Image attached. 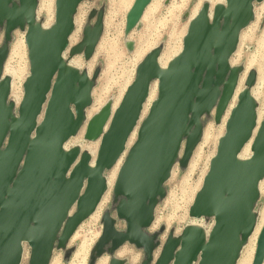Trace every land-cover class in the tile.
Instances as JSON below:
<instances>
[{
  "label": "water",
  "instance_id": "1",
  "mask_svg": "<svg viewBox=\"0 0 264 264\" xmlns=\"http://www.w3.org/2000/svg\"><path fill=\"white\" fill-rule=\"evenodd\" d=\"M83 1L56 0L55 24L42 30L36 25L38 0H0V28L6 40L0 48V264H21L24 244L30 248L29 264H49L55 249L67 248L74 232L100 203L106 191L104 174L124 152L154 80L159 81L158 98L114 186L116 218L126 229L118 232L117 219L115 222L105 213L91 264L105 252L113 257L126 244L144 252L141 264H236L255 224L253 211L264 178V120L252 156L239 159L256 127L255 103L247 91L230 114L225 135L190 209L191 218L214 217L208 240L203 230L187 228L179 240L169 236L154 261L159 243L156 235L146 231L152 226L159 201L166 196L172 169L177 163L187 167L200 143L203 118L215 108V122L220 124L242 73V68L230 67V60L240 33L253 20L255 3L264 0H226V6L214 8L211 19L208 5H204L189 26L181 54L165 70L158 64L159 49L151 51L138 66L134 82L112 117V106L107 104L87 126L86 141L95 142L102 136L94 167L88 154L64 150V144L82 127L96 78V74L91 79L86 72L68 68L63 57ZM151 1H135L127 16V33ZM26 27L30 77L15 112L8 103L10 81L3 78V69L12 33L26 31ZM102 32L103 15L99 13L96 22L84 29L83 42L71 51L69 59L83 52L85 60H90ZM255 81L256 73L251 71L247 87ZM13 113L18 114L17 119ZM263 259L264 228L253 264H262ZM110 264L124 263L111 258Z\"/></svg>",
  "mask_w": 264,
  "mask_h": 264
},
{
  "label": "rangeland",
  "instance_id": "2",
  "mask_svg": "<svg viewBox=\"0 0 264 264\" xmlns=\"http://www.w3.org/2000/svg\"><path fill=\"white\" fill-rule=\"evenodd\" d=\"M43 1L40 0L39 5ZM50 1L53 2L51 11L38 14V20L45 27L54 22L55 0ZM133 3L134 0H84L75 14L76 29L72 34L71 45L80 41L83 36L81 32L88 25H93L96 22L99 13L103 15V32L93 57L88 61L83 56L74 57L80 60L81 72L89 74L91 79L96 74L92 102L87 109V112H93L92 115L107 104L111 106L115 104L124 88L133 81L138 64L151 50L159 49L162 55L173 56L180 47L182 48V38L186 33L188 22L194 12L205 4V0H153L142 24L127 33L126 15L130 10H128L129 6L132 7ZM93 14L94 16H92ZM24 33L25 31L21 29L12 33L3 69L5 73L8 71L18 74L21 82L27 78L30 66ZM5 43V31L0 28V48ZM231 61L233 65L242 68L241 79L244 81L249 70L254 71L256 76L258 75L257 81L264 78V2L255 3L253 20L242 31L238 50L232 56ZM157 94L158 92L155 99ZM203 131L204 134L210 132L209 143L205 145L204 139H202L188 166L182 168L177 165L175 167L172 178L165 185L166 196L159 201L156 208L155 222L146 231L150 235H156V243H159L153 256L158 255L161 245L165 244L169 236L179 235L186 224L191 222L187 212L193 202L190 201L191 193L193 190L201 188L203 177L209 169L210 158L216 151L217 139L224 134V128L223 124L215 122V114H213L203 118ZM83 133L84 130L77 138L73 139L71 145L79 143L82 144V147L90 145L91 143L82 141ZM106 175L110 176L111 170L107 171ZM112 189L99 218L88 220L82 224L77 231L78 238L76 237L66 249H55L52 258L54 264H91L92 253L89 254V252L98 239L94 235L101 234L103 215L108 212L116 218ZM261 189L259 204L262 205V210L264 207V181ZM210 224L209 220L205 222L208 227ZM115 226L118 231L126 229L125 223L118 219ZM89 244L92 246L90 247ZM83 246H86V250L82 248ZM121 252L126 253L122 257L128 259L126 264H141L145 260L144 252L130 244L123 246L114 255L117 256ZM27 258L26 256L22 264H29L26 261ZM110 258V254L105 252L95 260L94 264H108Z\"/></svg>",
  "mask_w": 264,
  "mask_h": 264
},
{
  "label": "bare ground",
  "instance_id": "3",
  "mask_svg": "<svg viewBox=\"0 0 264 264\" xmlns=\"http://www.w3.org/2000/svg\"><path fill=\"white\" fill-rule=\"evenodd\" d=\"M39 1L38 0V5H37V9H36V25H40L42 30H47V29H50L54 24H55V13H54V22L48 26V27H45L44 24L40 23V21L38 20V14L39 13H42V12H47L49 13L51 11V7H52V4L53 2L50 1V0H44L42 4L39 5ZM136 0H134V3H135ZM153 1V0H152ZM152 1L150 2V4L146 7V9L144 10L143 12V15L142 17L140 18L139 22L137 23V25L134 27L133 30H135L136 28H138L142 22L144 21L145 17H146V14L148 13V10L150 8V5L152 3ZM215 1V3L213 4V2ZM224 1V2H223ZM211 4H210V3ZM264 2V1H263ZM262 2V3H263ZM55 3H56V0H55ZM54 3V5H55ZM133 3V5H134ZM132 5V6H133ZM204 5H208L209 7V18L211 19L212 18V15H213V11H214V8L218 5L220 6H226V0H205V4ZM202 5L198 11L194 12L193 16L190 18L189 22H188V27H187V30H186V33L184 35V37L182 38V48L180 47V49L173 55V56H170V55H162V53L160 52V55L158 57V64L160 66V68L162 70H165L170 64L171 62L177 58L182 50H183V47H184V40H185V37L187 35V32H188V29H189V26L190 24L196 19V17L199 15V13L201 12L203 6ZM128 7V5H127ZM131 6H129L128 10ZM130 10L128 11V13L130 12ZM128 13L126 15V24H127V16H128ZM78 24V23H77ZM76 29V18L74 17V31ZM132 30V31H133ZM27 31H28V27H26V31H25V45H26V34H27ZM73 31V33H74ZM72 33V34H73ZM76 34V33H75ZM81 34L84 36V30L81 32ZM241 34L242 32L240 33V38H241ZM83 36L81 37L80 41L78 43H76L75 45H71L72 43V35L70 36L69 40H68V46H67V49L66 51L64 52V60L65 62L67 63L68 65V68L70 69H73V70H77V71H80L81 72V63H80V60L77 59V58H74V57H77V56H74L72 59H69L70 57V53L72 50H74L76 47L80 46L81 43L83 42ZM76 38V37H75ZM240 38H239V43H238V46H237V49L235 51V53L237 52L238 50V47H239V44H240ZM24 40V39H23ZM100 43V40L98 42V45ZM22 45V43H20ZM74 44V43H73ZM98 45L96 46V49L98 47ZM27 47V46H26ZM95 49V51H96ZM155 50V49H153ZM151 50V51H153ZM95 53V52H94ZM14 54V52H13ZM82 55L80 56H83V52L81 53ZM150 54V53H149ZM148 54V55H149ZM142 55V54H141ZM140 55V56H141ZM146 55L141 61L140 63L138 64V66H140L143 61L146 59V57L148 56ZM29 64H30V61H29ZM9 66V65H8ZM138 66L135 70V74H134V79L133 81L127 86L124 88V90L122 91V94L120 95V97L118 98V100L115 102V104L111 107V117L112 115L114 114V112L116 111V109L119 107V105L121 104L128 88L131 86V84L134 82L135 78H136V75H137V69H138ZM230 67L231 68H238L237 66L233 65V62L230 60ZM8 69V68H7ZM10 69V68H9ZM22 70V69H21ZM252 70H249L247 76H246V79L244 81V79H241L242 77V73L239 75V79H238V84H237V87H236V90H235V93L233 95V98L231 100V102L229 103L224 115L222 116L221 120H220V124L222 125L223 124V128H224V134L222 136H220L218 139H217V142H216V151L214 152V154L212 155V157L210 158V161H209V169H208V172L210 170V163L211 161L213 160V158L216 156L217 154V149H218V143L220 141V139L225 135V132H226V124H227V121L230 117V114L232 112V110L236 107L237 103H238V99H239V96L247 91L248 93H250L254 103H255V110H256V127L253 131V134H252V138L250 139V141L245 145V147L243 148L242 152L240 153L239 155V159L240 160H247L249 159L251 156H252V146H253V142H254V139L256 137V134L264 120V78H261L260 81H257V78H258V75L256 76V81H255V84L252 86V87H247L246 85V82H247V78H248V75L250 74ZM18 72V71H17ZM21 73V72H20ZM21 76V74H20ZM89 76V74H88ZM30 77V66H29V74L27 76V78L21 82L19 79V76L18 74L16 73H12V72H4L3 74V78H8L9 81H10V95H9V99H8V103L12 104L13 107L15 109H19L20 107V104L23 100V97H24V85L25 83L27 82V80L29 79ZM90 77V76H89ZM257 82V83H256ZM159 92V81L158 80H154L151 85H150V89H149V93H148V97L143 105V109H142V112H141V115H140V118H139V121L136 125V127L134 128L133 132L131 133L127 143H126V146H125V149H124V152L122 153V155L120 156V158L118 159V161L115 163L114 167L111 169V175L110 176H107L106 173L104 174V180H105V184H106V191L104 193V195L102 196V199L100 200V203L98 204L96 210L94 211V213L86 220H94L95 218H99L100 214H101V211L103 209V207L105 206V204L108 202V199H109V196H110V191L112 189V193L114 192V186L116 184V180L118 178V174L121 170V168L123 167L125 161H126V158L128 156V153L130 152L131 148L134 146V144L136 143V140H137V137H138V133H139V130L141 128V125L143 124V122L146 120L149 112H150V109L152 107V105L154 104V102L157 100L158 98V94H157V98L155 99V96H156V93ZM104 108V106L102 108H100L98 111H96L97 113L93 114V112L89 113L86 111L85 115H84V121H83V124H82V127L80 128V130L78 131V133L76 134V137H73L71 138L69 141H67L65 144H64V150L66 152L68 151H72V150H78L80 152V155L82 154H88L90 156V166L91 167H94L95 165V162H96V158H97V154H98V150H99V147H100V144H101V139H102V136L100 137V139H98L97 141L95 142H89V141H86L85 140V135H86V130H87V126L89 124V122L97 115H99V113L101 112V110ZM44 113H45V108H44V111L42 112V114L40 115L39 119H38V123L37 125L39 126L41 121L43 120L44 118ZM215 114V108L212 110V113L211 115ZM13 117L14 119H17L18 118V114H14L13 113ZM111 117H110V120H111ZM110 120L108 122V124L106 125L105 129H104V133L108 130V127H109V123H110ZM84 130V133L82 135V141L84 142H89L91 143L90 145H86V147H82V144H75V145H71V143L73 142V139L77 138L80 134V132ZM136 138V140H135ZM210 132H206L204 134V131H202V136H201V141L200 143L202 142V139H204V144H208L209 141H210ZM135 141V142H134ZM199 143V144H200ZM198 144V145H199ZM99 145V146H98ZM197 145V147H198ZM97 146H98V150L96 152V149H97ZM197 147L195 148L194 152L196 151ZM184 149V145L182 146V150L179 154V158H181L183 156V150ZM194 152L192 153V157L194 155ZM250 154V155H249ZM191 157V158H192ZM191 161V159H190ZM190 163V162H189ZM178 165V163L174 166V168L172 169V172H171V175H170V178L168 180V182L170 181V179L172 178V175H173V172L175 170V167ZM208 172L206 173V175L203 177V184H204V180L208 174ZM264 181V178L262 179V181L260 182V185H259V200L261 198V194H262V189H261V185H262V182ZM167 184V183H166ZM203 184L201 186V188L199 190H193L192 193H191V196H190V201H193L190 208H188V216L190 217V209L191 207L193 206L194 204V201L198 195V193L200 192V190L202 189L203 187ZM259 200L258 202L256 203L255 205V208H254V211H253V214H254V218H255V224H254V227H253V230H252V233L251 235L249 236V238L246 240V242L242 245L241 247V250H240V253H239V256H238V259L236 261V264H253L254 262V258H255V254H256V249H257V243H258V240H259V237H260V234L264 228V207L263 209L261 210L262 208V205L259 204ZM73 214V211L70 213V216H72ZM103 218V217H102ZM112 219L116 222V218L115 217H112ZM155 219H156V210H155V213H154V220H153V223L152 225L154 224L155 222ZM190 220L191 222L187 223L186 226L184 227V229L182 230V232L179 234V235H175L173 238L175 240H179L181 237H182V234L184 232L185 229L187 228H191V227H194V228H198L200 230H203L204 232V236L206 238V240H208V237L214 227V222H215V219L214 217H211V218H206V217H201V218H191L190 217ZM209 220L211 222L210 226H206L205 225V222ZM86 221H84L82 224H84ZM81 224V225H82ZM80 225V226H81ZM80 226L77 228V230L74 232V234L72 235V237L70 238L67 246L72 243L74 241V239L77 237L78 235V229L80 228ZM152 227V226H151ZM118 232H122V231H118ZM102 233H103V223H102V231H101V234L98 233L97 236L94 235V237L98 238L95 243L92 245L89 244V246L91 248L89 254L92 253V251L95 249L96 245L98 244L101 236H102ZM100 234V235H99ZM79 236V235H78ZM78 238V237H77ZM95 238V239H96ZM87 239V238H86ZM85 239V241H86ZM89 239V238H88ZM94 239V240H95ZM91 240V239H90ZM89 243V241H88ZM87 243V244H88ZM91 243V241H90ZM85 244V245H87ZM83 245V244H82ZM165 244L161 245V248L158 252V255L154 256V261H157V259L159 258L162 250H163V247H164ZM86 250V246L82 247ZM81 248V250H83ZM27 249H30L29 246L27 244H24V250H23V257H22V262L21 264L24 262V259L25 257L27 256L29 259H30V256H31V253L27 254ZM125 249V248H124ZM89 251V250H88ZM82 253L84 254V252L82 251ZM87 254V253H86ZM78 255H81V254H78ZM77 255V256H78ZM126 255V253H119L116 255H114L113 257L111 258H114V259H118L120 260L122 263H126L128 259L126 258H122ZM129 255V254H128ZM86 256V255H85ZM89 256V255H88ZM79 257V256H78ZM254 257V258H253ZM53 258V257H52ZM52 258H51V261L49 264H54L52 262ZM111 258H110V261H111ZM132 258V257H131ZM85 261V260H84ZM110 261L108 264H110ZM83 262V261H82ZM198 264V263H196ZM262 264H264V259H263V262Z\"/></svg>",
  "mask_w": 264,
  "mask_h": 264
},
{
  "label": "built area",
  "instance_id": "4",
  "mask_svg": "<svg viewBox=\"0 0 264 264\" xmlns=\"http://www.w3.org/2000/svg\"><path fill=\"white\" fill-rule=\"evenodd\" d=\"M27 254L29 253L30 254V249H27ZM27 262H29V258L26 259Z\"/></svg>",
  "mask_w": 264,
  "mask_h": 264
}]
</instances>
